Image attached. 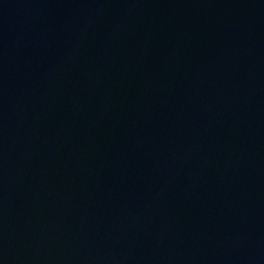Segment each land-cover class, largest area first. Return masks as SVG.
Returning a JSON list of instances; mask_svg holds the SVG:
<instances>
[{"label":"water","instance_id":"water-1","mask_svg":"<svg viewBox=\"0 0 264 264\" xmlns=\"http://www.w3.org/2000/svg\"><path fill=\"white\" fill-rule=\"evenodd\" d=\"M0 264H264V0H0Z\"/></svg>","mask_w":264,"mask_h":264}]
</instances>
